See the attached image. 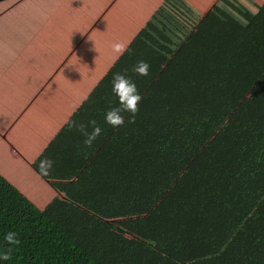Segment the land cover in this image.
<instances>
[{"label":"crops","instance_id":"crops-1","mask_svg":"<svg viewBox=\"0 0 264 264\" xmlns=\"http://www.w3.org/2000/svg\"><path fill=\"white\" fill-rule=\"evenodd\" d=\"M129 1L13 0L0 9V174L103 264H223L249 221L264 212V159L243 157L248 149L258 151L264 137V0ZM111 25L114 31L105 32ZM44 33L46 40L34 47ZM116 42L128 45L123 55L113 51ZM85 52L97 63L96 74L89 64L82 74L75 69ZM138 60L150 64L148 76L130 71ZM186 64L191 74L178 85L175 66ZM168 67L175 69V90L167 100H150L152 87L169 80ZM124 70L140 84L143 99L134 123L126 118L112 128L103 113L116 99L113 73ZM209 87L218 91L220 104L234 107L219 114L229 118L220 134L202 144L198 136L208 134L202 129L208 119L199 117L198 108ZM72 120H95L104 131L86 147L84 137L69 129ZM192 125L195 151L181 134ZM140 131L149 143H141ZM254 134L259 138L251 139ZM172 137H180L181 145L171 144ZM77 144L86 147L84 157ZM210 146L229 151L224 180L214 166L208 168L211 159L197 170ZM44 157L55 161L50 175L37 167ZM201 170L219 185L207 202L208 187L198 186ZM226 215L225 237L204 248L209 236L202 227ZM120 226L146 242L126 239ZM258 235L240 250L251 264H264V229ZM223 241L221 254L211 252Z\"/></svg>","mask_w":264,"mask_h":264},{"label":"rangeland","instance_id":"rangeland-1","mask_svg":"<svg viewBox=\"0 0 264 264\" xmlns=\"http://www.w3.org/2000/svg\"><path fill=\"white\" fill-rule=\"evenodd\" d=\"M7 2H9V1L2 2V4H0V9L6 7L7 6ZM129 2L132 3L133 0H131ZM35 3H37V2H35ZM114 28H115V26L111 25L110 29H107V30H104V31L105 32L106 31H114ZM88 32H90V31H88ZM43 37H44V40H46V34L45 33H44V35H41L40 40H38V38L36 36V38H35V40L33 42V46L34 47H41L40 43L43 42ZM50 37H51V35L49 34V37L47 38V40L50 41L51 40ZM88 43H89V41H88ZM90 43H89V45H90ZM84 47L87 48L85 41H84ZM135 47L138 48V43H137V45H135ZM92 59H94V58H92V56L90 54H88L87 52H85L83 54H79L77 56V60L75 61V63H76L75 69L77 70V72L79 74H82L83 72H81V67L83 66V64H89V67H92V72L94 74H96V72H98V70H99L98 69L99 67L96 66L97 65L96 62H92L91 61ZM178 73L179 74L181 73L180 75H190L191 74L190 71L188 69H185V68H181ZM139 85L140 84H137L138 89H140ZM175 85H176L175 81L166 80L164 83L156 85L155 87H152V92L149 93V95H148L149 99L150 100H154L155 99L154 95H155L156 97L159 96V99L167 100L166 98H168L173 93V90H175ZM76 89L81 92L80 96H82L81 87H77ZM86 92L87 91L83 92L84 95H85ZM60 98H61V100H63L62 97H60ZM219 99H221V97L218 94V91H214V92H212V94L209 96L208 99L199 101L200 105L203 104V106L201 108H198V110L200 109V112H201L199 117H201L202 120L203 119L204 120L205 119H211V121H209V120L206 121L205 120L206 121V129H207V122L210 125V129L207 131L208 134L206 136H202V137H200L201 135L198 136V139L203 140L202 144L203 143L207 144L208 141H211L214 137H216V135L220 134V132L223 129L222 126L227 123L229 118H224V116L221 117V116H219V114L224 112L223 115H225V113L228 110L230 111L234 107L233 104H230L229 106L224 105L223 103L220 104L219 103ZM67 105L72 107L74 104L73 103H67ZM145 105L146 104H143V107H145ZM210 105H212L213 107H211ZM235 105H237V104H235ZM33 110H35V109H33ZM33 110H31L29 112V114L25 116V118L30 117L33 114ZM194 110H196V109L194 108ZM215 112H216V114H215ZM231 115H235V113H232ZM210 116H212V118ZM196 118L197 117L194 116L190 120H195ZM196 131H197L196 125H192L189 129L188 128H183V130L181 131V134L184 137L187 135L185 143L187 142L188 145L192 146L194 151H195V145L197 143ZM259 131L260 130L258 129V134H259ZM138 136H139L142 144L149 143V140H148L149 136H148V134H145V132H141L140 131V134H138ZM258 138L259 137L256 138V134H254V137L251 138V139L255 140V139H258ZM263 138L264 137L260 138L261 140H259L260 144H262V145H259V147H257V149H259L258 150L259 152L258 151H254V152L251 153V150L248 149L243 157L246 158L249 155H252V158H256V159L263 158L264 159V157H263L264 156V144L262 143V139ZM116 140H117V142H119L118 145H120L122 143L119 140V138H117ZM254 140H252V141H254ZM32 142L33 141H31L30 137H29L28 138V144L30 145ZM114 142H116V141H114ZM169 142L171 144H176V145L179 146V145H181V138L178 137V138L175 139V138L172 137V139H169ZM124 145L127 146L126 144H124ZM170 149H172V147H170ZM217 149H219V150H217ZM77 151H78V153H79V155L81 157H84L86 152H87V149H86V147L84 145L77 144ZM191 151H193V150L191 149ZM228 153H229V151L224 150V152H223L222 149L215 148L214 146H210L208 151L206 153H204L202 156H200V158H199V154L196 153L194 155V157H195V161L194 162H196L197 159L199 158L198 165L196 166L197 170H198V167H202V165L208 159H211V165L212 166L208 167V168L211 169L214 166L217 169L218 173H220V177L224 176L222 180L226 179L225 175L227 173L225 175H224V173H222V165L225 162L227 164H229L228 159H227L229 157ZM189 154H190V152H185V154H183V156L184 155H189ZM216 157H221V158H216ZM128 158L129 159H135V156L133 155V153H128ZM73 165L74 164H72L70 166V168ZM193 169L194 168H192L191 171H190L191 174L194 172ZM208 175H209V172H207L205 170H201V176H202L201 180L202 181L206 180V182L203 183V184H200V182H201V180H200V182L198 183V186H199V188L200 187L204 188L203 190H205L208 187V189H207V191H206V193L204 195L203 202H207V200H208L207 198L212 196L216 192V190L219 189V185H217L212 179L210 180ZM254 175H255V171H253V175H250V176H254ZM189 177H191V176H189ZM209 180H210V183H209ZM244 193H248V192H244ZM224 219H225L224 221L220 220L217 225L209 223L208 225H205L204 228L202 227L203 231L209 236V237H204L203 240H202L204 248H208V247L215 248V246L217 244V241L219 239H223L225 237L226 232H225V228H223V227L226 224L229 223L228 215H226ZM133 220L135 221V218ZM134 221H133V223H134ZM194 223L200 224L198 220L194 221ZM132 224H131V226H132ZM201 225H203V224H201ZM137 227H138V224H137ZM263 229H264V212L262 213V210L260 209L259 213L254 215L253 221H249V223L246 226V230H244L242 232V235H243L242 239L243 240L240 241L241 244L239 245L237 250H235L234 252L230 253V257L228 258L229 260L225 258L224 261H223V264H251V261L244 259L247 256H245L244 254L240 253V250H241L242 246L245 245L246 243H251V242L255 243V242H257L256 240H259V238H261V236L258 235V233H261V230H263ZM117 230H119L120 233L125 234V235H127L129 237V238H126V239H128V240L130 239V240H133L134 242H137L138 246L141 243L145 242L144 240L140 239L135 234V232L132 231L131 229H130L131 231L128 230V229L125 230L124 228H121V226H120V228H118ZM253 230L256 231V234H253ZM173 238H174V236L172 237V239ZM188 239H190V238H188ZM198 241H199L198 245H200V241L201 240L199 239ZM186 244H189V242L187 241ZM225 245L226 244L223 241V242L220 243L219 247L216 250H213L211 252H218V253L221 254L222 253L221 251L224 249ZM245 248H246V246H245ZM246 250L248 252H251L250 247L248 249H245V252H246ZM241 255H243V256H241ZM211 262H213V261H211ZM211 262H210V264H211ZM213 264H221V262H219L216 259L213 262Z\"/></svg>","mask_w":264,"mask_h":264},{"label":"trees","instance_id":"trees-1","mask_svg":"<svg viewBox=\"0 0 264 264\" xmlns=\"http://www.w3.org/2000/svg\"><path fill=\"white\" fill-rule=\"evenodd\" d=\"M4 1L13 0H0V4ZM15 1L20 2L21 0ZM149 25L150 28L153 26ZM175 67L178 72L181 68L189 69L188 64ZM173 71H175L173 67L164 70L169 80ZM180 74L178 85L182 79ZM209 74H211L210 71L201 80L206 81ZM214 91H216L214 87H209L206 99ZM202 129L206 132L210 129L208 122L207 129ZM182 138H184L183 135ZM262 143L264 144V138ZM259 145H262L260 141L258 147ZM8 232L18 233L19 245H9L5 241L4 235ZM10 247L12 249L11 259H0V264H103L47 215L37 209L0 174V254L7 252Z\"/></svg>","mask_w":264,"mask_h":264},{"label":"clouds","instance_id":"clouds-1","mask_svg":"<svg viewBox=\"0 0 264 264\" xmlns=\"http://www.w3.org/2000/svg\"><path fill=\"white\" fill-rule=\"evenodd\" d=\"M113 51L123 55L128 49V45L123 42H116L112 45ZM150 64L145 60H138L131 68V72L137 76L146 77L149 75ZM129 70L113 73L111 81L112 95L115 102L103 113L104 123L112 128L121 127L128 123H134L139 112V105L142 101L140 91L134 80L128 75ZM69 129L78 132L84 137L83 143L86 147H92L96 140L102 135L104 129L95 121H69ZM91 129V131H89ZM41 174L50 175L55 168V161L50 157H44L37 165ZM5 241L9 245H19L18 233L8 232L4 235ZM11 247L7 252L0 254V259H11Z\"/></svg>","mask_w":264,"mask_h":264}]
</instances>
